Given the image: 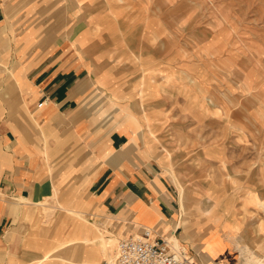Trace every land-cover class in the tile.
Here are the masks:
<instances>
[{
    "label": "rangeland",
    "instance_id": "374dc122",
    "mask_svg": "<svg viewBox=\"0 0 264 264\" xmlns=\"http://www.w3.org/2000/svg\"><path fill=\"white\" fill-rule=\"evenodd\" d=\"M41 1L12 5L8 25L23 31L24 19H17L26 6L32 14L59 6L70 30L76 21L84 23L81 31L98 26L76 38L94 61L92 103L118 108L126 100L129 132L122 138L139 156L131 168L147 170L171 198L173 217L159 234L147 228L178 240L198 264H264V204L258 205L264 203V0ZM134 29L141 33L133 47L121 51L124 32ZM43 39L35 37L37 44ZM3 59L0 93L12 98L20 87L18 63ZM93 199L81 182L56 183L34 205L11 199L23 206L8 214L0 233V264H70L64 244L84 238L89 264L108 259L132 229ZM94 225L114 243L110 254L97 247Z\"/></svg>",
    "mask_w": 264,
    "mask_h": 264
},
{
    "label": "crops",
    "instance_id": "0c3cea01",
    "mask_svg": "<svg viewBox=\"0 0 264 264\" xmlns=\"http://www.w3.org/2000/svg\"><path fill=\"white\" fill-rule=\"evenodd\" d=\"M19 2L0 0V56L5 57L3 63H18L15 73L19 71L20 77L14 97L0 93V233L10 220L8 214L22 210V203H10L11 199L34 205L49 198L56 183L64 187L81 182L102 211L126 217L116 222L131 226L127 237L142 227H152L159 234L164 220L173 217L171 198L158 179L149 178L147 170H132L133 159L139 156L122 138L127 139L129 132L124 125L126 100L122 98L118 108L106 101L103 107L92 103L95 97L89 85L94 61L83 55L76 38L93 33L98 26L81 31L84 23L76 21L70 30L59 6L33 14L32 6H26L17 19H24L23 31H18L8 25V17L16 8L12 5ZM124 33L127 39L121 51L131 49L141 31ZM38 35L44 37L40 44L35 40ZM107 116L113 118L106 120Z\"/></svg>",
    "mask_w": 264,
    "mask_h": 264
},
{
    "label": "built area",
    "instance_id": "2783aa9c",
    "mask_svg": "<svg viewBox=\"0 0 264 264\" xmlns=\"http://www.w3.org/2000/svg\"><path fill=\"white\" fill-rule=\"evenodd\" d=\"M154 233L143 227L136 235L119 239L113 255L100 264H194L184 250Z\"/></svg>",
    "mask_w": 264,
    "mask_h": 264
},
{
    "label": "bare ground",
    "instance_id": "6f19581e",
    "mask_svg": "<svg viewBox=\"0 0 264 264\" xmlns=\"http://www.w3.org/2000/svg\"><path fill=\"white\" fill-rule=\"evenodd\" d=\"M120 26V25H119ZM256 61V60H255ZM168 90V89H167ZM100 104V103H99ZM98 104V105H99ZM111 115V114H110ZM127 115V114H126ZM125 117V116H124ZM106 120H110V119H112L113 117H111V116H107V117H104ZM115 118V117H114ZM126 118H128V117H126ZM132 120V119H131ZM130 121V120H129ZM128 122V121H127ZM132 122V121H131ZM136 125V124H135ZM262 176V175H261ZM264 203H262V202H258V205H263ZM42 210H44L45 212H46V210L43 208ZM64 211H68V212H74V211H72V210H70V209H63ZM50 212V211H49ZM77 212V211H76ZM48 213V212H47ZM46 213V214H47ZM51 213V212H50ZM46 214H44V215H46ZM47 215H49V214H47ZM70 215V214H69ZM47 217V216H46ZM96 225H94L93 227H94V229L96 230V232H97V234H98V237L96 238L97 240H96V245H97V247L101 250V252H102V254H110L111 252H112V250H113V247H114V243L112 242V240H110V239H104V236H103V234H102V229H100V228H97V227H95ZM96 234V235H97ZM83 237V236H82ZM86 237V236H85ZM91 237V236H90ZM169 237V236H168ZM165 237L166 239H168V240H170L171 242L172 241H174V245H175V247H180L179 246V243H178V240H176V239H174L173 237ZM92 239V238H91ZM97 241L99 242L98 244H97ZM90 242V240L89 239H86V238H84V239H81L80 240V242H75V241H69V243H67L68 245H65L64 244V248H67V247H69L70 249H68L69 250V253H70V261H71V263L73 264V262L75 263V264H89V260H90V258H88L87 256H86V254H85V251H86V248H90V246H88L87 244ZM58 244H60L59 242H58ZM66 246V247H65ZM94 246V245H93ZM260 246V245H259ZM96 247V248H97ZM210 249V248H209ZM88 250V249H87ZM49 249L48 250H46V252L45 253H49ZM90 251V250H89ZM92 251V250H91ZM211 251V250H210ZM100 252V251H99ZM47 254L46 255H44L43 256V259L41 260V261H39V262H43L47 257ZM108 256H110V255H108ZM213 256V255H212ZM262 260H263V258H262ZM70 263V264H71ZM91 264H96L95 262L94 263H91Z\"/></svg>",
    "mask_w": 264,
    "mask_h": 264
}]
</instances>
